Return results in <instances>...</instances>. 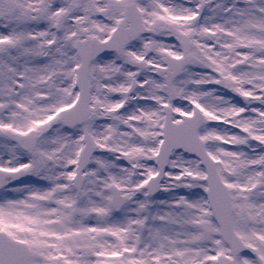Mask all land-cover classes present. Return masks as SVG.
Returning a JSON list of instances; mask_svg holds the SVG:
<instances>
[{
    "label": "snow or ice",
    "instance_id": "obj_1",
    "mask_svg": "<svg viewBox=\"0 0 264 264\" xmlns=\"http://www.w3.org/2000/svg\"><path fill=\"white\" fill-rule=\"evenodd\" d=\"M0 264H264V0H0Z\"/></svg>",
    "mask_w": 264,
    "mask_h": 264
}]
</instances>
